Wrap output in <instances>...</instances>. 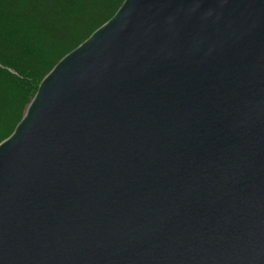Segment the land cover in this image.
Listing matches in <instances>:
<instances>
[{
    "label": "water",
    "instance_id": "obj_1",
    "mask_svg": "<svg viewBox=\"0 0 264 264\" xmlns=\"http://www.w3.org/2000/svg\"><path fill=\"white\" fill-rule=\"evenodd\" d=\"M0 264H264V0H123L0 141Z\"/></svg>",
    "mask_w": 264,
    "mask_h": 264
},
{
    "label": "trees",
    "instance_id": "obj_2",
    "mask_svg": "<svg viewBox=\"0 0 264 264\" xmlns=\"http://www.w3.org/2000/svg\"><path fill=\"white\" fill-rule=\"evenodd\" d=\"M123 0H0V141L40 80Z\"/></svg>",
    "mask_w": 264,
    "mask_h": 264
}]
</instances>
